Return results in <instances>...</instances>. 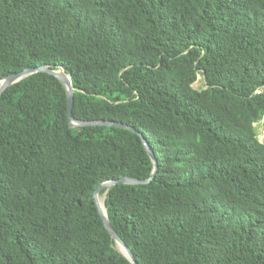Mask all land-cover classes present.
<instances>
[{"label": "trees", "instance_id": "16d2710c", "mask_svg": "<svg viewBox=\"0 0 264 264\" xmlns=\"http://www.w3.org/2000/svg\"><path fill=\"white\" fill-rule=\"evenodd\" d=\"M0 264H264V0H0ZM201 76L204 88L195 89Z\"/></svg>", "mask_w": 264, "mask_h": 264}, {"label": "water", "instance_id": "95a60500", "mask_svg": "<svg viewBox=\"0 0 264 264\" xmlns=\"http://www.w3.org/2000/svg\"><path fill=\"white\" fill-rule=\"evenodd\" d=\"M37 73H47V74L53 75L64 85L66 92H67L68 111H69V118H70V126L71 127H80V126L81 127H85V126H110V127H112L113 126V127L126 128L128 130H131L132 132L136 133L139 136V138L141 139L150 159L152 160V162L154 164V168H156L157 161H156V158L154 156V153L150 149L148 143L146 142V140L142 136V134L137 132L133 127H130L128 125H124L121 123H116V122H105V121L85 122V121H78L75 118H73L72 107H73L74 87L71 84L70 76L66 75L62 69L52 70L46 66H41L38 68H28V69H25L19 73L11 74L5 78L0 79V95H2L11 86H13V85L23 81L27 77H30V76L37 74ZM153 175H154V172L151 175L150 179L142 180V181L135 180V179L128 178V177H123L119 180L110 181V182L102 184L94 193V200H95L97 209L99 211V214L103 220L105 228L108 230L111 237L115 240L116 246L119 249L120 253L123 254L132 264H137L135 261V258L133 256L132 252L130 251V249L128 248V246L122 241V239L119 237V235L114 231V229L110 223V220L108 218L105 203H104L105 212H103L101 210L100 205H99V201H98V194L103 189L114 186V185H118V184H127V185L147 184L151 181V179L153 178ZM119 244L123 246L125 251L119 247Z\"/></svg>", "mask_w": 264, "mask_h": 264}, {"label": "rangeland", "instance_id": "374dc122", "mask_svg": "<svg viewBox=\"0 0 264 264\" xmlns=\"http://www.w3.org/2000/svg\"><path fill=\"white\" fill-rule=\"evenodd\" d=\"M194 88L201 90L204 88V83L201 78V76H198V81L194 84ZM255 127L257 129V134L260 142L264 143V127L262 126V123L255 124ZM102 200V202H105V195H99L98 194V201Z\"/></svg>", "mask_w": 264, "mask_h": 264}, {"label": "bare ground", "instance_id": "6f19581e", "mask_svg": "<svg viewBox=\"0 0 264 264\" xmlns=\"http://www.w3.org/2000/svg\"><path fill=\"white\" fill-rule=\"evenodd\" d=\"M100 208L103 212H105L104 202L102 200L99 201ZM119 247L125 251L122 245L119 244ZM127 252V251H126Z\"/></svg>", "mask_w": 264, "mask_h": 264}]
</instances>
